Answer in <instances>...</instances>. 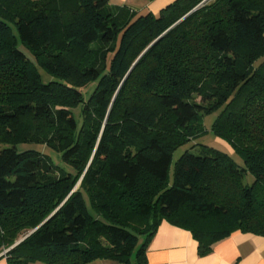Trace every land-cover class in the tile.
<instances>
[{
  "label": "trees",
  "instance_id": "trees-1",
  "mask_svg": "<svg viewBox=\"0 0 264 264\" xmlns=\"http://www.w3.org/2000/svg\"><path fill=\"white\" fill-rule=\"evenodd\" d=\"M202 1L153 15L109 0H0L7 264H147L163 220L191 234L199 257L234 232L264 237V0ZM215 110L212 132L243 168L198 145ZM185 145L197 150L178 159L170 184Z\"/></svg>",
  "mask_w": 264,
  "mask_h": 264
},
{
  "label": "crops",
  "instance_id": "crops-1",
  "mask_svg": "<svg viewBox=\"0 0 264 264\" xmlns=\"http://www.w3.org/2000/svg\"><path fill=\"white\" fill-rule=\"evenodd\" d=\"M174 1L109 0L113 6L125 7L137 14L149 12L153 15L159 14ZM145 258L147 264H264V237L234 232L217 243L208 256L199 257L197 242L191 234L163 220L147 244ZM131 262L134 263L133 256ZM0 264H7L5 257L0 258ZM89 264L120 263L114 260H95Z\"/></svg>",
  "mask_w": 264,
  "mask_h": 264
},
{
  "label": "rangeland",
  "instance_id": "rangeland-1",
  "mask_svg": "<svg viewBox=\"0 0 264 264\" xmlns=\"http://www.w3.org/2000/svg\"><path fill=\"white\" fill-rule=\"evenodd\" d=\"M213 1H215V0H203L201 4H208V3H212ZM18 48L25 54V56L32 62V64L35 65V67H36L38 73L41 75L42 81L44 83H47L50 80H52L51 77H49L40 67H38L35 64L34 58L32 57L30 52L25 47H23L20 43H18ZM95 85H96V83L93 82V83H90L89 85H87L85 88L81 89V93H82L85 101L89 98V96H91ZM197 101H198V99H197ZM70 110H71L75 120L77 122H80V120H81L80 107H78V108L73 107ZM220 112H221V110H215V111L211 112L210 114L205 115L203 117L202 122H201V127H202V130L204 131V134H203V137L200 138L197 142H198L199 146L205 145L207 147H210V148L222 151L226 154H229V151L232 152L231 150H229L230 146L226 142H224L223 140L215 137L213 132H212L213 125L216 122V120L219 118ZM28 149H37L42 154H47L49 156L54 155L53 151H51L49 148H47L44 145H41V146H39V145H20L18 147V151H24V150H28ZM196 150H197V147L193 149L189 145H185V146H182V147L176 149L175 151H173L172 157H171V165H170V169H169L170 184L172 183V179H173V175H174V168H175V164L178 161V159L185 152L194 153V152H196ZM230 156H231L232 160L234 161V163L236 164V166H238L239 168L244 167L243 160L237 154L231 153ZM253 180H254L253 176L250 174H247L244 177L243 183L245 185L250 186L253 183ZM26 236H24L21 239H17L14 246L19 244ZM133 257H134V254H133Z\"/></svg>",
  "mask_w": 264,
  "mask_h": 264
},
{
  "label": "water",
  "instance_id": "water-1",
  "mask_svg": "<svg viewBox=\"0 0 264 264\" xmlns=\"http://www.w3.org/2000/svg\"><path fill=\"white\" fill-rule=\"evenodd\" d=\"M199 6L195 7L193 10H191L189 13H187L180 21H182L183 19H185L187 16H189L190 14H192L193 12H195L198 9ZM178 21V22H180ZM137 63V62H136ZM135 63V64H136ZM135 64L132 66V68L135 66ZM131 68V69H132Z\"/></svg>",
  "mask_w": 264,
  "mask_h": 264
}]
</instances>
